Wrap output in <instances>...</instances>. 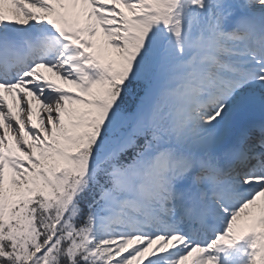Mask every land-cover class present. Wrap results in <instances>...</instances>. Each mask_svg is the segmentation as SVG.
<instances>
[{
	"label": "snow or ice",
	"instance_id": "snow-or-ice-1",
	"mask_svg": "<svg viewBox=\"0 0 264 264\" xmlns=\"http://www.w3.org/2000/svg\"><path fill=\"white\" fill-rule=\"evenodd\" d=\"M0 264H264V0H0Z\"/></svg>",
	"mask_w": 264,
	"mask_h": 264
}]
</instances>
